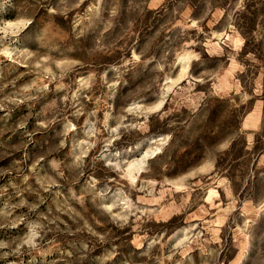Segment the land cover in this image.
<instances>
[{
  "label": "rangeland",
  "instance_id": "rangeland-1",
  "mask_svg": "<svg viewBox=\"0 0 264 264\" xmlns=\"http://www.w3.org/2000/svg\"><path fill=\"white\" fill-rule=\"evenodd\" d=\"M0 264H264V0H0Z\"/></svg>",
  "mask_w": 264,
  "mask_h": 264
}]
</instances>
